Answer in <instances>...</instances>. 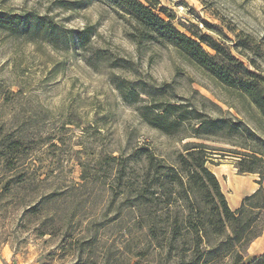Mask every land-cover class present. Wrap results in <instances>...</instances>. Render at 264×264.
<instances>
[{
	"label": "rangeland",
	"instance_id": "obj_1",
	"mask_svg": "<svg viewBox=\"0 0 264 264\" xmlns=\"http://www.w3.org/2000/svg\"><path fill=\"white\" fill-rule=\"evenodd\" d=\"M67 1L77 0H0L2 10L34 12L74 32L87 26L92 31L85 45L69 47L0 31V129L13 121L21 123L29 139L24 144L28 159L48 174L45 189L60 192L53 207L61 222L52 235L36 238L23 233L0 245V264H71L74 257L65 250L64 230L74 235L98 233L97 253L110 249L120 264L161 263L164 257L152 245L147 247L149 239L123 202L126 178L118 179L122 159L133 169L127 159L139 145H150L169 161L187 141L235 146L224 139L191 136L195 120H186L176 135L150 125L141 115L150 98L145 83L166 82L174 91L172 100L193 104L212 117L242 119L262 137L264 122L254 119L258 111L236 92L171 45L138 46L127 36L124 20L103 1L80 0L77 7ZM159 1L180 30L200 29L212 35L247 64L234 47L245 42V51L264 67V0ZM232 157L215 154L208 166L216 175V170L229 167L236 176ZM243 175L259 178L257 173ZM18 210L12 211L18 215ZM6 223L10 232L17 220Z\"/></svg>",
	"mask_w": 264,
	"mask_h": 264
},
{
	"label": "trees",
	"instance_id": "obj_2",
	"mask_svg": "<svg viewBox=\"0 0 264 264\" xmlns=\"http://www.w3.org/2000/svg\"><path fill=\"white\" fill-rule=\"evenodd\" d=\"M99 1L124 20L127 36L138 46L148 42L171 45L236 92L250 109L258 111L254 119L264 122V67L245 51L248 48L245 42L234 47L247 59V64L230 46L212 35L200 29L180 30L172 22L174 16L159 7V0ZM66 4L77 7L82 1ZM156 10L164 12L169 19ZM0 31L68 47L85 45L91 40L92 32L88 26L74 32L34 12L2 9ZM132 88L135 89L134 85ZM144 90L150 98L141 115L150 125L176 135L186 120H195L191 136L224 139L235 146L230 149L203 141H187L169 161L150 145H139L127 159L132 161L133 169L122 159L118 173L119 180L126 178L122 199L140 231L149 239L147 247L151 249L152 245L164 257L157 264H264V253L247 258L251 242L264 230V137L242 119L212 117L193 104L172 100L174 91L166 82L145 83ZM20 127L21 123L13 121L0 129V245L18 239L23 233L36 238L52 235L61 223L53 207L60 192L45 189L48 174L45 176L43 167L28 159L29 149L24 144L29 139ZM215 154L222 158L233 156L239 174H259L257 189L246 195L235 209L231 208L218 176L208 166ZM13 209H20L19 214ZM8 213L14 216L9 217ZM10 218L17 223L7 232L6 222ZM63 238L65 250L74 257L71 264H120L110 249L97 253L101 246L98 233L74 235L64 230Z\"/></svg>",
	"mask_w": 264,
	"mask_h": 264
},
{
	"label": "crops",
	"instance_id": "obj_3",
	"mask_svg": "<svg viewBox=\"0 0 264 264\" xmlns=\"http://www.w3.org/2000/svg\"><path fill=\"white\" fill-rule=\"evenodd\" d=\"M235 169L237 171L236 167ZM227 171L228 172L230 171L229 167L227 168L223 167L216 170L217 176L223 187V192L227 196L231 208L235 209L240 206L243 198L246 195L251 194L257 189L258 187V184L256 183L257 177L250 179L251 177L250 178L245 177L243 174H239V173L238 175L234 176L233 174L234 172L228 173ZM231 186H233V189H231ZM263 253H264V230L260 236H258L251 242L248 248L247 258H251L256 255H261Z\"/></svg>",
	"mask_w": 264,
	"mask_h": 264
}]
</instances>
